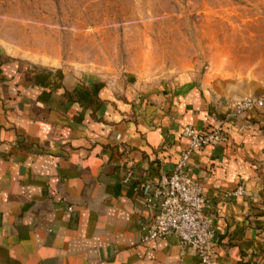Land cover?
<instances>
[{
	"label": "crops",
	"instance_id": "1",
	"mask_svg": "<svg viewBox=\"0 0 264 264\" xmlns=\"http://www.w3.org/2000/svg\"><path fill=\"white\" fill-rule=\"evenodd\" d=\"M1 54L0 264H199L174 236L140 242V179L165 180L186 126L227 133L190 157L212 264H264V106L227 120L233 102L264 100L263 82L227 87L195 67L158 82L72 78Z\"/></svg>",
	"mask_w": 264,
	"mask_h": 264
},
{
	"label": "rangeland",
	"instance_id": "2",
	"mask_svg": "<svg viewBox=\"0 0 264 264\" xmlns=\"http://www.w3.org/2000/svg\"><path fill=\"white\" fill-rule=\"evenodd\" d=\"M0 50L72 78L264 83V0H0Z\"/></svg>",
	"mask_w": 264,
	"mask_h": 264
},
{
	"label": "built area",
	"instance_id": "3",
	"mask_svg": "<svg viewBox=\"0 0 264 264\" xmlns=\"http://www.w3.org/2000/svg\"><path fill=\"white\" fill-rule=\"evenodd\" d=\"M264 106L263 99L246 97L231 104L228 121ZM182 135L188 140L187 148L163 182L141 178V201L149 219L141 227V243H148L168 236L178 239L181 249H191L199 264H212V246L215 230L206 213V200L202 187L190 177V157L206 146H214L227 140L226 130L214 126L197 130L186 126ZM135 180L134 169L129 168L122 178L123 184ZM71 210V208H68Z\"/></svg>",
	"mask_w": 264,
	"mask_h": 264
},
{
	"label": "trees",
	"instance_id": "4",
	"mask_svg": "<svg viewBox=\"0 0 264 264\" xmlns=\"http://www.w3.org/2000/svg\"><path fill=\"white\" fill-rule=\"evenodd\" d=\"M6 59V58H5ZM9 58H7L8 60ZM0 60H3V54L0 55Z\"/></svg>",
	"mask_w": 264,
	"mask_h": 264
}]
</instances>
